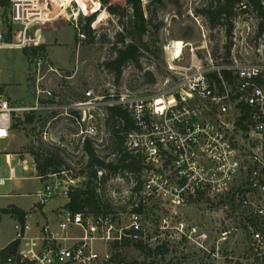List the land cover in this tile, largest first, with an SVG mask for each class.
Here are the masks:
<instances>
[{"label": "built area", "instance_id": "2783aa9c", "mask_svg": "<svg viewBox=\"0 0 264 264\" xmlns=\"http://www.w3.org/2000/svg\"><path fill=\"white\" fill-rule=\"evenodd\" d=\"M54 1L8 0L6 31L0 12V47L43 45L42 27L52 18ZM163 51L173 83L151 95L89 89L83 101L64 105L45 83L48 73L58 72L51 65L43 70L40 56L29 67L33 104L23 106L0 94V142L10 138L15 120L48 114L71 121L77 127L71 140L84 150L86 142L94 147L110 137L98 124L107 126L111 109L120 108L128 115V123L119 121L121 127L127 124L125 150L140 161L123 211L111 207L74 213L69 195L83 188L76 184L78 178L71 170L47 175L31 210L43 214L56 198L65 203L53 209L54 220L26 214L21 221L6 210L15 220L14 237L0 244V264H145L122 260L119 249L140 243L146 250H169L167 241L175 235L186 246H199L209 264H264V60L251 63L230 54L218 61L208 51L199 56L197 48L182 41L164 43ZM82 170L87 171L86 165ZM9 174L7 179L0 175V187L16 179L14 168ZM196 202L229 207L212 248L197 240L198 226L176 212ZM154 206L163 212L157 233L167 240L153 247L156 237L150 236L148 221L158 218L152 215ZM124 220L128 225L118 223Z\"/></svg>", "mask_w": 264, "mask_h": 264}, {"label": "rangeland", "instance_id": "374dc122", "mask_svg": "<svg viewBox=\"0 0 264 264\" xmlns=\"http://www.w3.org/2000/svg\"><path fill=\"white\" fill-rule=\"evenodd\" d=\"M55 1L49 7L52 18L45 20L46 23L42 27L41 38L45 42L43 45L46 52L38 56L44 59L43 70L46 71L48 65L57 70L58 73L50 72L45 76V83L64 105L73 101H83V94L89 89H93L95 93L111 90L115 93L128 91L136 95H151L162 91L167 85H172L173 78L167 70L163 51L166 42L182 41L197 48L199 56L208 51L218 61L224 60L230 54L251 63L264 60V34L257 35L258 18L251 7L242 5L240 8H235L231 19L233 29L228 36L225 19L220 18L215 23L205 15L207 9L215 5L218 0H142L144 14L150 24L143 41L138 43L142 53L140 69L128 64L123 69L120 80L116 81L114 74L106 70L104 63L112 57L115 34L120 31L121 23L125 25L128 19L119 21L117 17L106 12L104 20L97 23L95 40L92 43H84V37L79 34V42L76 44L74 41L76 27L79 26L80 17H83L90 8L89 4L82 0H68L67 4L60 0ZM262 4L264 5V0ZM104 9L105 7L102 8ZM0 12L4 23L3 29L6 31L9 29L8 11L2 9ZM51 19L53 20L50 21ZM126 41H129V38ZM31 63L22 50L0 47V88L2 89L0 94L23 106L33 104L34 94L29 68ZM147 72L155 78L153 84L146 83ZM34 117L31 123L25 122L26 116L15 120L10 138L0 142V151H2L0 175L7 179L10 168H14L16 177L7 180L5 186L0 187L1 245L14 237L15 220L6 210L15 207L27 215L31 214L34 219L42 215L41 211L38 214L31 210L32 207H37L35 194L41 189L43 182L36 178L34 161L30 156L31 149L42 146L48 151H58L63 161L59 170H71L78 178L76 184L79 187H84L88 179V171L82 170L87 164L83 145L71 140V135L77 132V127L65 118L53 120V115L43 114ZM98 125L100 131L108 133L106 122L102 123V126L101 123ZM44 132L47 135H43ZM94 149L107 161L113 160L110 137L96 143ZM6 153L14 155V158L7 160ZM68 176L72 174L69 173ZM135 179L134 175L120 171L111 176L107 182L102 183L98 180L93 186L102 203L123 211L128 208L126 200ZM51 203L59 206L65 203V200L56 198ZM212 204H216V201ZM154 207L152 215H157L158 218H150L148 221L152 233L150 236L156 237V241L151 244L153 247L166 243L167 240L166 236H159L157 233L161 225L160 215L163 212L158 206ZM228 208L224 205L211 206L205 202H196L176 212L180 213L181 218L188 223L197 225L201 231L197 240L207 248H212L218 238V230L228 219ZM47 218L54 220L51 213ZM31 219L30 217L29 220ZM118 223L128 225L129 222L124 220ZM174 225L175 222L172 223V226ZM167 243L170 248L165 255L153 254L147 257L129 243L120 248L119 253L121 258L128 262L209 264V260L204 258L197 245L186 246L176 235L169 238Z\"/></svg>", "mask_w": 264, "mask_h": 264}, {"label": "trees", "instance_id": "16d2710c", "mask_svg": "<svg viewBox=\"0 0 264 264\" xmlns=\"http://www.w3.org/2000/svg\"><path fill=\"white\" fill-rule=\"evenodd\" d=\"M67 4L68 0H60ZM89 4V9L80 17L79 26L76 27L74 34V41L79 42V34L84 37V43H92L97 36V23L102 22L106 16V12L113 15L121 21L124 18L128 22L123 25L121 22V29L115 34V43L112 46V57L104 63V67L109 72L113 73L116 81L120 80L123 69L128 64L140 69V60L142 57L141 50L138 43L143 41V38L148 32L150 21L145 17L142 0H82ZM160 1V0H158ZM245 3V4H244ZM242 5L251 7L257 14L258 26L257 35L264 34V5L262 0H218L215 5L210 6L206 11V16L212 22H217L220 18L227 21L228 30L227 35L231 34L233 25L231 19L234 15L235 8ZM8 0H0V8L6 10ZM102 10V8H104ZM129 38V41L126 39ZM23 54L28 58L29 63L40 55L46 52L44 45L33 49H23ZM146 83L153 84L155 78L149 72L145 73ZM2 89L0 88V93ZM120 119L128 123V115L120 108L111 109L109 118L107 120V128L110 131V149L114 155L112 161H107L106 158L99 156L91 143L86 142L84 145V152L87 156V176L85 186L82 189H75L69 195L70 203L69 209L72 212H80L87 209L90 213H100L109 210L111 206L102 203L96 191L94 182L100 180L105 183L111 176L118 174L120 171L134 175L137 179L140 172V161L134 155H131L125 150V131L126 126H120ZM34 116H27L25 122L31 123ZM14 127V126H13ZM12 127V128H13ZM30 155L34 160L37 177L40 181H44L47 175L57 173L60 170L63 161L58 151H48L42 146L33 148ZM98 172L102 175L98 177ZM11 212L18 215L21 221L24 220L26 213L18 208H11ZM128 244V243H126ZM118 246V245H117ZM117 246H115L117 248ZM132 246L147 255V257L155 254L165 255L169 252L166 247H157L155 251L146 250L140 243H133ZM120 257V253L117 254ZM124 260L123 258H121Z\"/></svg>", "mask_w": 264, "mask_h": 264}, {"label": "crops", "instance_id": "0c3cea01", "mask_svg": "<svg viewBox=\"0 0 264 264\" xmlns=\"http://www.w3.org/2000/svg\"><path fill=\"white\" fill-rule=\"evenodd\" d=\"M53 19H51L50 21H52ZM53 200H56V199H53ZM53 200H51V201H53ZM51 201H50V203H49V205H48V208L47 207H45L44 209H43V214H42V219H48L47 217H48V214H50V213H52V211H53V209L55 208V207H57V206H54L52 203H51ZM51 205H53V206H51Z\"/></svg>", "mask_w": 264, "mask_h": 264}]
</instances>
